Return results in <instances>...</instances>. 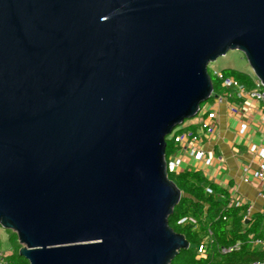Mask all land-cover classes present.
Listing matches in <instances>:
<instances>
[{
  "label": "water",
  "instance_id": "1",
  "mask_svg": "<svg viewBox=\"0 0 264 264\" xmlns=\"http://www.w3.org/2000/svg\"><path fill=\"white\" fill-rule=\"evenodd\" d=\"M233 49L264 86V0H0V227L18 254L170 264L187 249L165 138Z\"/></svg>",
  "mask_w": 264,
  "mask_h": 264
},
{
  "label": "trees",
  "instance_id": "2",
  "mask_svg": "<svg viewBox=\"0 0 264 264\" xmlns=\"http://www.w3.org/2000/svg\"><path fill=\"white\" fill-rule=\"evenodd\" d=\"M221 71L225 76L233 77L246 88L255 86L254 77L249 73L232 68ZM208 73L212 80L213 92L224 93L220 80L209 70ZM182 130L183 128H180L166 136V162L176 151L177 142L174 137ZM168 176L181 192L179 202L168 217V223L175 232L183 234L189 242L188 248L179 250L170 264L264 262V211L245 217L246 206L241 203L235 204L224 188L208 180L199 170L168 171ZM182 218H186V221L180 223ZM246 218L247 221H245ZM6 233L9 244V252L5 254L6 264H29L18 254L20 244L16 233L8 229ZM237 242L239 243L237 248L222 252V248L233 247ZM200 245H202V251L198 252Z\"/></svg>",
  "mask_w": 264,
  "mask_h": 264
},
{
  "label": "crops",
  "instance_id": "3",
  "mask_svg": "<svg viewBox=\"0 0 264 264\" xmlns=\"http://www.w3.org/2000/svg\"><path fill=\"white\" fill-rule=\"evenodd\" d=\"M223 89L224 93H215L210 103L201 106L214 113L210 119L213 132L202 128L206 113L198 112L197 121L181 127V133L187 135L177 143L176 151L169 158L179 160V170H199L208 180L224 188L235 204L246 206L244 213L248 218L264 211L259 185L250 178L245 181L257 168L259 149L264 147V110L260 101L239 95L236 88ZM193 135L197 136L196 140L192 139ZM199 151L203 152L202 157L197 156Z\"/></svg>",
  "mask_w": 264,
  "mask_h": 264
},
{
  "label": "built area",
  "instance_id": "4",
  "mask_svg": "<svg viewBox=\"0 0 264 264\" xmlns=\"http://www.w3.org/2000/svg\"><path fill=\"white\" fill-rule=\"evenodd\" d=\"M214 75L220 80V86L223 88H231L234 87L237 89L238 94L239 95H247L251 98H254L258 101H260L261 103V108L264 110V86L262 85V83L260 82L259 79H257L256 77H254V82H255V86L245 90L244 86L239 83L237 80H235L233 77L231 76H225L221 70H214ZM200 113H206V118L207 120H203L201 123V126L203 129H205L206 132L211 133L214 130V125L210 122V119H212L214 117V113L213 112H208L204 107H200L199 111ZM263 122H264V115L262 117ZM244 127V124L242 125V128ZM175 132V131H174ZM173 131L171 132L172 134L174 133ZM187 134L185 133H178L175 137L174 140L178 143L181 142L182 140L185 139V136ZM193 140L197 139L196 135L192 136ZM252 148H255L254 146H252ZM198 157H202L203 156V152L199 151L197 153ZM259 156H260V161L257 165V168L251 173L250 177H246L245 181H248L249 178L251 180H254L257 182V184L259 185V197L260 199L264 202V147H261L259 149ZM167 164V170L168 171H172V172H177L179 171V160L178 159H171L169 158L168 161L166 162ZM236 204H238V202H236ZM192 220V219H190ZM186 221V218H182L180 219V223ZM239 246V243L237 242L233 247H229V248H222V252H226V251H230L234 248H237ZM202 251V245H200L198 247V252ZM0 264H6L5 261V255L2 251H0ZM257 264V263H255Z\"/></svg>",
  "mask_w": 264,
  "mask_h": 264
},
{
  "label": "rangeland",
  "instance_id": "5",
  "mask_svg": "<svg viewBox=\"0 0 264 264\" xmlns=\"http://www.w3.org/2000/svg\"><path fill=\"white\" fill-rule=\"evenodd\" d=\"M226 68H232V69L244 71L246 73H249L253 77H256L252 72L251 67L249 66L248 61L244 56V54L236 49L228 50L224 55L218 56L215 60L211 61L207 66V69L213 74H214V70H222ZM214 95L215 92H213L212 96L204 103L205 104L210 103L214 99ZM198 119H199L198 115L192 118L185 119V121L182 124L177 125L173 129V132L180 129L184 125H188L190 122L197 121ZM0 245H1L0 249L4 252V255L7 254L9 252L7 233H6V229H3L2 227H0Z\"/></svg>",
  "mask_w": 264,
  "mask_h": 264
}]
</instances>
